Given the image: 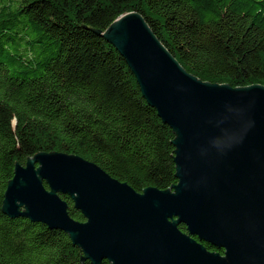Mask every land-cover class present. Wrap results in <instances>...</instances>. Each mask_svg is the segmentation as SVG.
<instances>
[{"label":"trees","instance_id":"1","mask_svg":"<svg viewBox=\"0 0 264 264\" xmlns=\"http://www.w3.org/2000/svg\"><path fill=\"white\" fill-rule=\"evenodd\" d=\"M131 12L197 79L264 86V0H0V264H91L64 232L1 211L15 164L37 153L81 157L137 193L177 183L171 129L99 35Z\"/></svg>","mask_w":264,"mask_h":264},{"label":"water","instance_id":"2","mask_svg":"<svg viewBox=\"0 0 264 264\" xmlns=\"http://www.w3.org/2000/svg\"><path fill=\"white\" fill-rule=\"evenodd\" d=\"M99 35L171 129L177 183L137 193L81 157L37 153L15 164L2 213L64 232L91 264H264V86L197 79L138 13Z\"/></svg>","mask_w":264,"mask_h":264}]
</instances>
